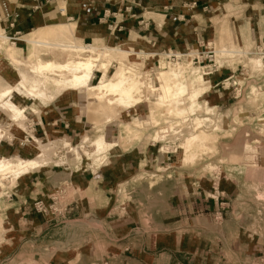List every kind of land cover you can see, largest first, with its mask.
<instances>
[{"label":"rangeland","instance_id":"374dc122","mask_svg":"<svg viewBox=\"0 0 264 264\" xmlns=\"http://www.w3.org/2000/svg\"><path fill=\"white\" fill-rule=\"evenodd\" d=\"M223 4L196 18L202 36L193 44L157 50L146 42L137 48L119 42L110 48L115 51L94 62L102 67L90 85L121 69L137 83L140 103L129 108L108 94L90 108L78 98L82 91L54 83L69 74L31 72L38 62L96 60L95 55L75 51L94 48L91 43L79 44L59 27L49 29L48 35L40 33L47 45L29 46L15 41L0 23V36L5 37H0L1 85L16 84L21 72L45 95L34 100L23 90L12 94V102L25 109V121L19 128L0 114V125L7 130L0 145L11 146L2 147L0 157L35 158L31 136L56 146L52 155L46 151L49 160L43 168L13 184L0 182V264H264V36H254L248 25H241V0ZM24 46L25 53L15 50ZM171 69L178 72L179 82L192 78L194 70L200 73L203 85L197 88L198 107L191 114H171L174 108L189 106L182 98L171 111L170 102L160 103L168 98L158 106L150 104L162 80L163 85L173 84L167 76ZM157 72L167 75L159 79ZM62 92L71 93L75 110L78 107L94 128L88 131L87 126L88 132L73 136L32 132L38 109ZM95 117L103 119L95 122ZM104 123L118 125L114 147L119 155L135 145L140 150L149 147L135 172L120 178L115 191L96 198L60 174L79 172L84 164L104 165L113 146L96 162L82 150H92L89 142L102 136L94 133L95 126ZM191 136L198 139L185 152ZM85 139L88 143L82 144ZM35 173L42 175V194L26 198L29 183L18 185Z\"/></svg>","mask_w":264,"mask_h":264},{"label":"crops","instance_id":"0c3cea01","mask_svg":"<svg viewBox=\"0 0 264 264\" xmlns=\"http://www.w3.org/2000/svg\"><path fill=\"white\" fill-rule=\"evenodd\" d=\"M224 1L225 4L221 7L231 3V0ZM224 1L0 0V23L15 41L25 45L27 38L46 41L40 35L41 32L46 31L45 35H48L49 29L63 27L67 29L70 39L79 44L91 43L96 48H111L119 42H126V46L137 48L136 46L145 47L143 42H146L157 50L166 46L176 49L193 44L197 37H201L196 18L205 12L208 14L209 11L216 10ZM241 25H248L254 36H264V0H241ZM29 34L36 36H28ZM54 38L59 39L57 36ZM22 48L15 50L25 53V46L24 50ZM72 103L71 93L62 92L56 95L40 107L37 116L32 118V132L36 130L40 135L47 133L73 136L93 129L94 124L87 123L85 115L81 114L78 107L75 110ZM102 119L103 117H95V122ZM150 122L151 120L146 125ZM97 127L100 128L96 130ZM117 129V124L114 126L104 123L102 126H95L94 133L101 134L111 146L114 145ZM2 147L7 149L11 146L4 143L3 146L0 145L1 150ZM138 147L139 145L128 147L126 151H120L119 155V149L113 146L109 149L104 165L84 164L79 172L70 173L65 170L60 176L75 184L81 192L102 198L111 193L112 189L115 191L119 179L135 172L144 161L143 154L149 146L145 145L142 150ZM41 176L35 173L20 181L18 188L29 183L26 198L42 194Z\"/></svg>","mask_w":264,"mask_h":264},{"label":"bare ground","instance_id":"6f19581e","mask_svg":"<svg viewBox=\"0 0 264 264\" xmlns=\"http://www.w3.org/2000/svg\"><path fill=\"white\" fill-rule=\"evenodd\" d=\"M0 37H2V36H0ZM2 38H5V37H2ZM25 41L27 42V44L29 46H34V47L47 45V42H43L40 40H31V39L27 38ZM75 51L77 53L88 52L91 55H95L96 60H90V59L88 60L87 59L85 61H77L73 64H71V62H70V63L64 64V65H55V64H51V63H47V62L46 63L38 62V63H36V66L34 68H31L32 69L31 72L36 76H38V75L41 76L44 73H48L49 71H52V72L57 71L58 73H60L62 75H65L63 73L69 74L70 77L68 79L61 78V80H59L58 82H54V83H56V85H58V84L65 85V87L68 86L67 88H70L71 91H77V90L82 91V95H80L77 92L78 98L86 101L87 105L89 104L90 108L95 107L97 105V103L99 101L98 97H100L102 95H107V94L108 95H115V101H113V102H116L117 105L123 106L125 108H129V107H132V106L140 103V97H139L140 91H139V88H137V85H136L137 83L135 84L133 82V79L131 80V79H128L125 77V72H124L125 70L124 69H121L112 75H107V73L103 74L102 79L97 84L90 85V82L93 78L94 73L99 72V69L102 67V65L95 66L94 62L97 61V59L99 60V59L107 56L108 53L115 51V49H110V48L98 49L96 47L92 48L91 46H88L85 48L76 47ZM120 53H126V52L124 51V52H120ZM8 57L13 62L16 63L13 56L10 55L9 53H8ZM170 67H172V66H170ZM167 71H169V70H167ZM177 73L178 72H176L173 69H171L169 71L168 75L166 74V72H164V73L157 72L156 73V75H155L156 78L161 79L163 76L167 75L168 77H171V78H168V80L169 81L171 80L174 82L171 86H167L165 84L163 85V80H162V85H160V87H158L160 93L157 94L156 101H155L156 103L152 102L150 104L158 106L160 103H166V105H168L167 103L170 102V104L168 105V110L171 111V105L175 107L176 105L179 104L180 100L178 101V98L179 99L182 98L181 99L182 101H188L189 106L184 108V109L174 108V110H172L173 112L171 114H174V116L175 115L177 116L179 114H182L184 112V110L186 112H188V114H191L198 107V105L196 104L197 98L200 94L198 91V89H199L198 87L203 85L200 73H197V71L194 70V72L191 73V74H194V76H192V78H190L188 80H184V82H179L177 80V78L179 77ZM190 77H191V75H190ZM37 85L38 84L35 81H33L32 79H28L21 72H19V79H18L17 83L12 85V86L4 87L3 85H1V82H0V114L5 117V119L7 120V122L9 124L13 123L16 126H19V128H23V126H21L20 123L22 122V120L25 121V118L23 119V115H22V113L24 112L25 109H24V107L19 108L18 106H16L12 102V94L18 95L19 91L23 90V92L28 97H30V99L31 98H33L34 100H40V98L43 99V97L45 95L41 91L38 90ZM201 90H202V88H201ZM46 98L49 99L51 97L48 96ZM163 98H168L167 99L168 101L167 102L161 101ZM159 101H161V102L159 103ZM107 102L110 103L112 101L107 100ZM183 104H184V102H183ZM36 114H38V113H36ZM181 116H183V115H180V117ZM184 117H185V115H184ZM195 120H196V118H195ZM137 125H138V122H134L133 126L137 127ZM6 131L4 130V126L0 125V140L3 138V135L6 133ZM167 131L168 130H166V132ZM6 135H7V133H6ZM28 136H30V135H28ZM195 136H191L190 138H188L185 141L186 142L185 152L188 151L187 149L190 146L193 148V146L195 145L194 141L196 142V140L198 139L197 138L198 136L197 137H195ZM30 139L32 140L33 144H35V146H36L35 158L27 159V158H22L20 156H15V157H11V158L0 157V182L2 180L10 181V183L15 182L21 176L29 173V171H32V170L38 169V168H43L44 166L47 165L49 157L46 155V153H47L46 151H50L51 155H52L53 154L52 152L56 146L51 145L50 142H39L33 136H31ZM84 143H88V140L87 139L83 140L82 144H84ZM62 146H64L63 149L66 147L65 144H61V148H62ZM109 146L110 145H108L105 142L103 136H100V137H97L94 141L89 142L88 147L92 148V150H90L89 152L84 151L83 147H81V148H83L82 150L88 158H90L93 162H96L98 155H100L102 152H104ZM111 146H114V145H111ZM71 150L75 152L76 149H71ZM77 151H79V150H77ZM77 157L81 158L79 152H77ZM11 184H13V183H11ZM0 186H1V184H0Z\"/></svg>","mask_w":264,"mask_h":264},{"label":"built area","instance_id":"2783aa9c","mask_svg":"<svg viewBox=\"0 0 264 264\" xmlns=\"http://www.w3.org/2000/svg\"><path fill=\"white\" fill-rule=\"evenodd\" d=\"M47 1H50V0H47ZM119 1H121V0H119ZM129 9V8H128ZM124 10H126V8H124ZM192 60V59H191Z\"/></svg>","mask_w":264,"mask_h":264}]
</instances>
